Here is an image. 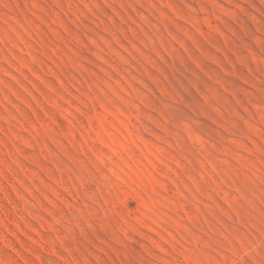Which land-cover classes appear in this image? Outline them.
Here are the masks:
<instances>
[{
  "label": "rangeland",
  "instance_id": "obj_1",
  "mask_svg": "<svg viewBox=\"0 0 264 264\" xmlns=\"http://www.w3.org/2000/svg\"><path fill=\"white\" fill-rule=\"evenodd\" d=\"M0 264H264V0H0Z\"/></svg>",
  "mask_w": 264,
  "mask_h": 264
}]
</instances>
